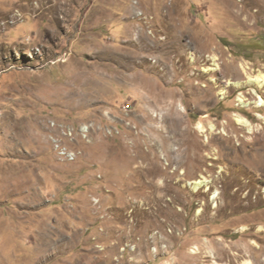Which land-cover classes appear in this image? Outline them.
I'll use <instances>...</instances> for the list:
<instances>
[{"label":"rangeland","instance_id":"1","mask_svg":"<svg viewBox=\"0 0 264 264\" xmlns=\"http://www.w3.org/2000/svg\"><path fill=\"white\" fill-rule=\"evenodd\" d=\"M261 74L264 0H0V264H264Z\"/></svg>","mask_w":264,"mask_h":264},{"label":"bare ground","instance_id":"2","mask_svg":"<svg viewBox=\"0 0 264 264\" xmlns=\"http://www.w3.org/2000/svg\"><path fill=\"white\" fill-rule=\"evenodd\" d=\"M246 82L248 84H253V85H257L258 87H262V86H264V75L261 74V75H257V76H254V77L253 76H247ZM238 101L239 102H243L242 99H238ZM255 105L256 106H264V102L261 99H259L255 103ZM234 119H235V121H236V123L238 125L243 126V127H247L248 129H250L249 123L244 118H242L241 116L234 114ZM205 183H206L205 181L198 180V181L191 182L190 185H191L192 189L194 191H196L200 187L204 186ZM242 264H251V262L250 261H243Z\"/></svg>","mask_w":264,"mask_h":264}]
</instances>
